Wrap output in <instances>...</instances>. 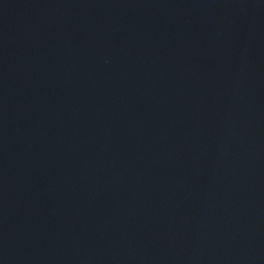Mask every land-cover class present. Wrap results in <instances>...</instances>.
Returning <instances> with one entry per match:
<instances>
[{"label": "water", "instance_id": "obj_1", "mask_svg": "<svg viewBox=\"0 0 264 264\" xmlns=\"http://www.w3.org/2000/svg\"><path fill=\"white\" fill-rule=\"evenodd\" d=\"M0 264H264V0H0Z\"/></svg>", "mask_w": 264, "mask_h": 264}]
</instances>
